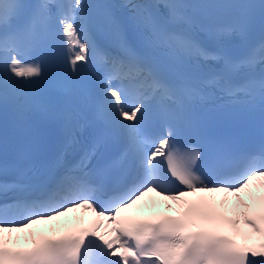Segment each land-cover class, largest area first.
<instances>
[{
  "label": "snow or ice",
  "instance_id": "1",
  "mask_svg": "<svg viewBox=\"0 0 264 264\" xmlns=\"http://www.w3.org/2000/svg\"><path fill=\"white\" fill-rule=\"evenodd\" d=\"M133 7L134 19L150 31L155 44L174 53L216 61L218 66L212 71L210 82L222 84L232 94L242 92L264 98V68L257 71L258 66L264 65V43L239 57L227 51H211L201 44L199 37L179 27L188 23L185 5ZM86 16L87 5L82 0H72L66 6L56 0H39L31 5L22 0H0V52L4 53L5 72L22 78L40 76V63H24L21 57L45 47L57 22L73 53L71 63L75 68L88 48L81 38L85 24L78 25L76 21H84ZM107 23L123 54L114 58V66L147 73L152 90L162 100H179L193 91L186 81L170 84L158 69L148 67L129 43L121 25L112 18ZM240 31L243 34L244 28ZM237 76L241 77L239 83H233ZM120 78L118 74L110 77L106 96L117 123L127 130L130 149L102 171L103 175L117 170L119 174L111 177L110 184L92 182L83 164V159L93 154L90 151L81 161L80 175L68 170L51 188L18 185L24 195L11 205L0 204V264H264V149L259 154L235 157L221 146L211 166L226 169L227 175L210 181L198 171L199 149L177 152L170 146L171 132L168 138L158 140L141 132L139 125L147 108L142 100H137L134 108L126 110L127 89L121 85L117 90L111 83L112 79ZM10 94L21 95L19 85L0 76V95L7 98ZM125 120L134 123L126 124ZM149 145H153L152 150H148ZM130 157L135 171L128 175L124 165ZM174 183L180 187H172ZM253 186L259 195L252 191ZM0 191H5L3 182ZM151 192L166 201L177 202L180 214L156 220L131 217L121 220L124 209ZM215 193L225 194L219 203ZM243 193H247V200ZM231 197L237 201L233 215L227 209ZM79 208L95 212L97 220L90 226L69 228L59 236L33 232L31 247L13 246L19 241V237L13 241V232ZM10 212L22 215L9 219ZM106 220L113 224L109 231L118 233L110 239L100 231ZM121 238L123 242L118 243Z\"/></svg>",
  "mask_w": 264,
  "mask_h": 264
}]
</instances>
